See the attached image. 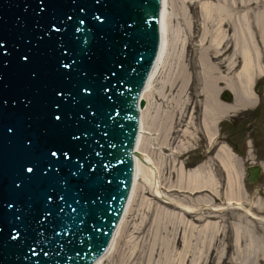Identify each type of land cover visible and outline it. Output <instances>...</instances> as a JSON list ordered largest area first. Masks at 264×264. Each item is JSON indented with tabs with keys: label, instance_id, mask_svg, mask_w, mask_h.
<instances>
[{
	"label": "water",
	"instance_id": "obj_1",
	"mask_svg": "<svg viewBox=\"0 0 264 264\" xmlns=\"http://www.w3.org/2000/svg\"><path fill=\"white\" fill-rule=\"evenodd\" d=\"M161 11L162 0H0V264L107 252L131 196ZM247 172L256 183L263 170Z\"/></svg>",
	"mask_w": 264,
	"mask_h": 264
},
{
	"label": "bare ground",
	"instance_id": "obj_2",
	"mask_svg": "<svg viewBox=\"0 0 264 264\" xmlns=\"http://www.w3.org/2000/svg\"><path fill=\"white\" fill-rule=\"evenodd\" d=\"M218 1L221 5L216 7L210 0L201 3L204 23L208 25L214 17L221 31L217 30L209 38L205 30L200 39L203 51L209 46L204 65L200 67L203 87L197 93L189 92L188 100L183 102L190 90L185 64L189 44L182 27L172 25L176 18L175 0H162L160 51L141 94L144 107L140 110V138L133 156L131 196L109 249L95 264H107L113 259L126 234L131 233L130 241L136 242L135 239L148 237L151 226L155 236L146 253L147 264H155L157 259V264H225L229 249L234 251L231 264H264V198L249 196L241 161L230 147L217 141L219 125L224 119L257 106L259 96L254 87L257 79L264 76V30L261 29L258 38L243 27L239 11L252 0ZM182 15L190 25L186 11ZM224 91L233 95L231 102L220 99ZM198 99L202 102H197ZM195 135L203 136L212 157L188 170V163L180 161L186 147L176 143L181 138L190 147L196 142ZM215 163L224 175V196L220 190L221 173L213 170ZM175 177L176 184L171 181ZM147 186L164 206L160 210L150 208L145 219H138L131 226L133 217L140 211L135 209L136 203H140V194L151 196ZM181 196L187 199H179ZM217 200L225 204L218 205ZM228 210L233 211L231 221L223 217ZM153 212L157 213L155 222ZM169 212L180 217L173 222ZM226 224L232 234L231 242L228 228H224ZM161 238L165 246L160 245ZM136 247L129 255V264H137L140 252ZM140 251L145 255L144 249ZM120 258H123L121 253Z\"/></svg>",
	"mask_w": 264,
	"mask_h": 264
},
{
	"label": "rangeland",
	"instance_id": "obj_3",
	"mask_svg": "<svg viewBox=\"0 0 264 264\" xmlns=\"http://www.w3.org/2000/svg\"><path fill=\"white\" fill-rule=\"evenodd\" d=\"M253 2L249 3L245 7H241L239 14L241 18L243 19V27L245 28L246 31L250 30L252 35L254 34L255 37L256 35L258 38L260 37L261 29L264 30V0H252ZM176 4V18L173 21V27H182L183 33L186 34V40L189 44L188 50L186 53V67L188 69V76H189V85H188V94L185 93L183 97V102L187 101L189 98V92H199L202 90V82H201V69L204 65V61L206 59V53L207 50L209 49V46H205L206 52L202 50V46H200V39L202 36L205 34V30L207 31V35H209V38H213L217 30L219 29L216 26V18L213 17L211 19V23L205 24L203 20V15L201 11V3H203V0H185V3L183 0H175ZM214 5V7L221 5L220 1L215 0L212 1L210 0ZM230 2L234 3V0H230ZM225 5V4H224ZM185 10H183V8ZM186 11L187 18H189L190 25L187 24V21L183 19L182 12ZM261 15L260 19L258 16ZM192 23V24H191ZM262 26V28H261ZM221 30H218V32ZM264 32V31H263ZM220 33V32H219ZM184 38V37H183ZM208 41V40H207ZM202 52L204 54L202 55ZM264 64V62H263ZM192 66V68H190ZM256 93L259 96V106L255 109H250V110H244L241 111L238 115L235 116H230L226 119H224L220 123V133L218 136V143L224 144L232 149L234 153L237 155L238 159V150L241 149L243 146V142L245 139H249L248 135L250 134H255L259 132L260 136L264 135V76H260L257 79L256 85L254 87ZM221 99V98H220ZM223 101V100H222ZM197 102H202L201 99H198ZM196 142L189 147L188 141L187 140H182L179 138L178 142L176 143V146H182L186 147L185 148V154L182 155L180 158L181 162H186L188 163L187 169H193L197 168L200 164L205 163L209 157H212V155L209 156V148H208V143L204 140L202 135L196 136ZM181 141V143H180ZM242 145V146H241ZM171 161H169V166ZM213 170L214 171H219L221 173V178L220 181L222 182L221 186V193L224 196V192H226V186L224 183V175H222V172L219 170V168L216 166V163L213 164ZM240 170V169H239ZM172 171V169L170 170ZM264 178V177H263ZM171 181L174 182L175 184L178 182L177 177L171 178ZM170 184V180L168 181ZM148 189L150 188L147 186ZM246 188L248 190L249 196L250 197H255V196H260L261 198H264V181H261L257 183L256 185L250 186L246 185ZM151 194L150 195H141L139 197L140 203H136L135 209L138 208L140 209L139 214L137 216L133 217V222L131 223V226H134L136 222L141 221L143 218H146V213L150 210V208L156 207L157 209H161V207L164 206L162 201L160 199H155L152 191L149 189L148 190ZM187 196H181L179 199L186 200ZM138 201V202H139ZM225 201H218L216 204L224 205ZM170 210L174 211V208L168 207ZM145 211V213H144ZM232 210H228L225 212V215H223L225 221H231L230 217L232 216ZM171 215V221L175 222L177 217H180L177 213H170ZM157 213L153 212V221H156ZM139 219V220H138ZM233 222V221H232ZM256 223V222H255ZM257 225V223H256ZM171 224L169 225V227ZM254 229H256L255 225H253ZM225 230L228 228L227 224L225 225ZM258 230V227H257ZM154 226L150 227L148 237H144L143 239H135L136 242L130 241V235L131 233L126 234L122 242L120 244L121 248L119 253L115 254L113 259L108 260L107 264H129V255L132 253V249L137 243L136 250L140 252V255L138 253V260L137 264H147V261L149 257L146 255V253L149 251V248L151 244H153V239H154ZM168 234H170V231H168ZM227 235L229 236V242H231L232 234L228 228ZM130 238V239H129ZM164 238V237H163ZM141 242V243H140ZM140 243V244H139ZM160 245L165 246V244H162V238L160 239ZM162 248V247H161ZM145 251V255L141 254L140 250ZM161 250V249H160ZM120 253L123 255V258H120ZM162 253V250H161ZM176 255V253H173ZM227 258L229 259L225 264H231V259L234 258V251L229 249L226 252ZM165 261V260H164ZM163 261V262H164ZM158 259L156 260L155 264H157ZM229 262V263H228ZM205 264H216V263H210L206 262Z\"/></svg>",
	"mask_w": 264,
	"mask_h": 264
},
{
	"label": "flooded vegetation",
	"instance_id": "obj_4",
	"mask_svg": "<svg viewBox=\"0 0 264 264\" xmlns=\"http://www.w3.org/2000/svg\"><path fill=\"white\" fill-rule=\"evenodd\" d=\"M249 139H245L243 146L238 150V159L241 161L243 170L244 185H256L264 181V135L260 136L259 132L248 135ZM259 165L263 172L256 183L247 182L248 168L250 166Z\"/></svg>",
	"mask_w": 264,
	"mask_h": 264
}]
</instances>
